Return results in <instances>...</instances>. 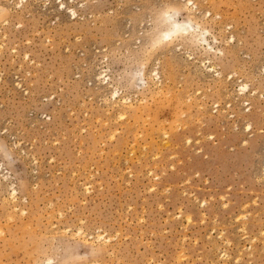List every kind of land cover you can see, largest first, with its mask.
I'll return each instance as SVG.
<instances>
[{
	"label": "rangeland",
	"instance_id": "obj_1",
	"mask_svg": "<svg viewBox=\"0 0 264 264\" xmlns=\"http://www.w3.org/2000/svg\"><path fill=\"white\" fill-rule=\"evenodd\" d=\"M35 1L0 0V264H264V0Z\"/></svg>",
	"mask_w": 264,
	"mask_h": 264
},
{
	"label": "bare ground",
	"instance_id": "obj_2",
	"mask_svg": "<svg viewBox=\"0 0 264 264\" xmlns=\"http://www.w3.org/2000/svg\"><path fill=\"white\" fill-rule=\"evenodd\" d=\"M37 1V0H36ZM35 1V2H36ZM48 1H50V0H48ZM59 1V9L58 10H61V11H65V12H67V13H69V15L71 14V16H75V14H76V11L73 9V8H71V7H69V6H67L66 5V3L64 2V0H58ZM74 1V0H73ZM72 1V2H73ZM23 2V0H21V2H19V3H22ZM51 2V1H50ZM19 3H17V4H19ZM188 5L190 6H193L194 7V9H197V8H195L196 6H195V4L194 3H192V2H190V0L186 3V4H184V6L186 7V10H188L187 12H188V14H190V15H192L193 17L195 16V14H194V12L193 11H196V10H193L192 11V7H191V9L188 7ZM10 7V6H9ZM20 8H21V5H20ZM9 9V8H8ZM198 10V9H197ZM163 14V13H162ZM177 14V11H174L173 13H164V15L161 17V19L160 20H158V22H157V24L154 26V32H155V36L156 37H154L155 39L154 40H157L159 43H161V44H163V45H171L173 42H175V41H178V40H184V41H195V44H197V45H202L203 43H205L207 46H209V44H208V42H207V39H206V37H205V35L208 33V31L206 30V28H204L203 26H202V24L201 23H198V22H194L193 20H191V19H189V18H187V19H185V20H183V21H178L176 18H175V15ZM208 15V14H207ZM77 16V15H76ZM201 16H203L204 18L206 17L204 14H202ZM189 17H191V16H189ZM197 18V17H196ZM194 19V18H193ZM195 20V19H194ZM202 20V19H201ZM230 39H233V37L231 36L230 37ZM233 41V40H232ZM227 42V41H226ZM228 43H229V41H228ZM209 49L211 50L212 49V47H209ZM221 52V51H220ZM204 70H206V71H208V72H213V73H217V74H215L217 77H220V75L221 74H219L218 73V71L216 72V71H214V68L213 67H211V66H205L204 65ZM103 72V71H102ZM153 73V74H150V73ZM151 72L149 71V72H146V74L144 73V74H142L143 76H145L144 77V79L146 78V77H148V79H149V82H151V81H153V79L155 80V81H160L161 79H160V77H159V73H158V71L157 70H154V71H152L151 70ZM100 74V73H99ZM150 74V75H149ZM101 75V74H100ZM98 76V75H97ZM105 76V75H104ZM216 77V78H217ZM97 78V77H96ZM103 78V77H102ZM105 83V82H104ZM152 83H154V82H152ZM151 83V84H152ZM159 83V82H158ZM106 84V83H105ZM154 85H155V83H154ZM240 85V84H239ZM246 85V84H245ZM109 87V86H108ZM240 88V87H239ZM241 89V91L240 92H237V97L236 98H238V95H242L243 93H244V90L246 89L247 90V85L246 86H242V88H240ZM239 89V90H240ZM115 92H116V90L113 92L114 94L113 95H117V94H115ZM236 94V93H235ZM244 95V94H243ZM114 97V96H113ZM112 97V98H113ZM234 100V99H233ZM111 102H113V101H111ZM110 102V103H111ZM104 103H105V101H104ZM116 103V102H115ZM121 103H124L125 104V98L122 100L121 99ZM120 103V104H121ZM127 103V102H126ZM108 104V103H107ZM124 104H121L122 106L124 105ZM108 105H110V104H108ZM126 105H128V104H126ZM111 106H113V104L111 105ZM119 109V108H118ZM123 116V114H120V117H122ZM246 128L247 129H251V124L250 123H247L246 124ZM246 130V129H245ZM248 131V130H247ZM165 135V134H164ZM4 178V177H3ZM7 179V178H6ZM85 190L87 191L88 190V188H85ZM12 192H13V194H12ZM12 192H11V195H12V199H14L15 200V190L13 189L12 190ZM10 195V196H11ZM12 199H11V202H12ZM10 202V201H9ZM12 203H14L15 204V201L14 202H12ZM15 209V208H14ZM54 231V230H53ZM57 231V230H56ZM60 231V230H59ZM66 231V230H65ZM70 231V230H69ZM58 232V231H57ZM55 232H53V234H54ZM68 233V232H67ZM77 236L79 237L80 236V241H81V243L82 244H84L85 246H87V247H92L91 246V243H90V241H88L89 239H86L85 237H87L86 236V234H85V237L83 236L84 235V233H83V231L81 230V229H79V230H77ZM75 233V234H76ZM57 234V233H56ZM98 235V234H97ZM96 235V236H97ZM90 236V235H89ZM95 236V237H96ZM92 238V237H91ZM104 239V237H103V235H98L97 236V238L96 239ZM93 240V239H92ZM96 241V240H95ZM228 242V241H227ZM247 242V241H246ZM93 243V242H92ZM226 243V242H225ZM252 244V243H251ZM251 246V245H250ZM217 248V247H216ZM252 248V247H251ZM263 249H264V244H263ZM226 251V250H225ZM224 251V252H225ZM224 255V254H223ZM226 256H227V254H226ZM223 257H225V256H223ZM228 257V256H227ZM238 259V258H237ZM240 259V258H239ZM48 260V259H47ZM46 264V263H45ZM48 264H50V263H48Z\"/></svg>",
	"mask_w": 264,
	"mask_h": 264
}]
</instances>
